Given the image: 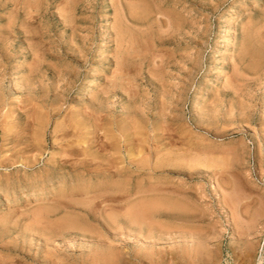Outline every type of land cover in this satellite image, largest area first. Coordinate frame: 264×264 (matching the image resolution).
<instances>
[{
    "label": "rangeland",
    "instance_id": "obj_1",
    "mask_svg": "<svg viewBox=\"0 0 264 264\" xmlns=\"http://www.w3.org/2000/svg\"><path fill=\"white\" fill-rule=\"evenodd\" d=\"M82 147L86 177L45 176ZM0 162V264H72L87 206L145 249L193 232L206 264H264V0H0Z\"/></svg>",
    "mask_w": 264,
    "mask_h": 264
},
{
    "label": "bare ground",
    "instance_id": "obj_2",
    "mask_svg": "<svg viewBox=\"0 0 264 264\" xmlns=\"http://www.w3.org/2000/svg\"><path fill=\"white\" fill-rule=\"evenodd\" d=\"M134 1V0H133ZM132 2V1H131ZM142 3V2H141ZM129 7H131V6H129ZM139 7V6H138ZM143 8V7H142ZM147 9V8H146ZM152 10V9H151ZM143 11V10H142ZM141 11V12H142ZM146 11V10H145ZM132 12V11H131ZM150 12V11H149ZM133 13V12H132ZM129 14V13H128ZM262 33V32H261ZM123 40V39H122ZM125 40V39H124ZM128 40V39H127ZM127 42V41H126ZM142 43V42H141ZM122 45V44H121ZM129 45V44H128ZM226 45V44H225ZM226 46H228V44L226 45ZM230 46V45H229ZM130 48V47H129ZM128 48V49H129ZM123 49V48H122ZM144 53V52H143ZM120 59V58H119ZM255 60V59H254ZM126 72V71H125ZM255 77V76H254ZM122 78V77H121ZM247 78V77H246ZM13 84V83H12ZM92 84V83H91ZM90 84V86L88 87V88H91V87H93V84L91 85ZM128 89V88H127ZM131 90V89H130ZM84 92V91H83ZM82 95H83V93H81ZM136 94H137V92H136ZM133 95V94H132ZM134 99V98H133ZM195 105V104H194ZM33 107V106H32ZM195 107V106H194ZM197 107V106H196ZM195 107V108H196ZM19 108V107H18ZM39 110V109H38ZM195 111V110H194ZM197 112V111H196ZM34 115V114H33ZM13 116V115H12ZM31 118V117H30ZM80 121V120H79ZM38 122V121H37ZM39 122H40V120H39ZM46 122H47V120H46ZM38 124V123H37ZM40 125H42V124H40ZM68 126V125H67ZM36 128V127H35ZM39 128V127H38ZM75 128V127H74ZM62 129V128H61ZM19 133V132H18ZM56 133V132H55ZM91 133V132H90ZM17 134V133H16ZM64 134V133H63ZM62 134V135H63ZM84 135V134H83ZM116 135V134H115ZM55 136V135H54ZM58 137V136H57ZM71 137V136H70ZM98 137V136H97ZM20 138H22V137H20ZM61 138V137H60ZM88 138V137H87ZM66 139V138H65ZM84 139V138H83ZM95 139H96V137H95ZM109 139H111V138H109ZM122 139V138H121ZM120 139V140H121ZM142 139V138H141ZM148 139V138H147ZM97 140V139H96ZM95 140V141H96ZM145 140H146V138H145ZM144 140V141H145ZM14 141V140H13ZM83 141H85V140H83ZM88 141V140H87ZM109 141V140H108ZM110 141H112V140H110ZM143 141V142H144ZM151 141V140H150ZM37 142V141H36ZM43 142V141H42ZM99 142V141H98ZM101 142V141H100ZM118 142V141H117ZM146 142V141H145ZM18 143V142H17ZM76 143V142H75ZM116 143V142H115ZM120 143V142H119ZM136 143V142H135ZM138 143V142H137ZM41 144V143H40ZM88 144V143H87ZM114 144V143H113ZM121 144V143H120ZM123 144V143H122ZM146 144V143H145ZM44 145V144H43ZM73 145V144H72ZM104 145H106V143L104 144ZM108 145V144H107ZM124 145V144H123ZM150 145V144H149ZM84 146V145H83ZM86 146V145H85ZM90 146V145H89ZM94 146V145H93ZM109 146V145H108ZM112 146V145H111ZM110 146V147H111ZM116 146H119V145H116ZM120 146H122V145H120ZM41 147V146H40ZM55 147V146H54ZM69 147V146H68ZM80 147V146H79ZM87 147V146H86ZM100 147V146H99ZM127 147H128V145H127ZM136 147V146H135ZM135 147H133V148H130L129 149V156H130V166H132V167H134V166H136V167H138L137 165H136V163H137V159L135 158V157H133V154H134V152H136V148ZM137 147H139V145L137 146ZM61 148V147H60ZM114 148V147H113ZM118 148V147H117ZM121 148V147H120ZM82 149H84L83 147H82ZM81 149V150H82ZM85 149H87V148H85ZM84 149V151H82V152H80L79 151V149H76V152L74 151V149L72 148V149H64L63 150V152H61L60 153V158L59 159H57L56 160V163H55V166H57V168H55V167H51V166H49L48 167V170H49V174H47V173H45V174H47V175H45L47 178H49V179H54V178H56V179H60V178H63V175L64 174H62L63 172V170H66V172H68L67 174H69L70 172L72 173V171H75V170H77L78 169V171H79V169H81L82 171H83V174H81L80 176H78V177H80L81 179L82 178H84V177H86L87 175H85L86 173L88 174V172L90 171V170H87V164H91L92 163V160L91 161H88L87 162V160L85 159L88 155H87V152H89V151H87V150H85ZM91 149V148H90ZM115 149H116V147H115ZM141 149V148H140ZM43 150V149H42ZM79 152H78V151ZM107 150V149H106ZM139 149L137 148V152H139L138 151ZM37 151V150H36ZM40 151H41V149H40ZM60 151H62V150H60ZM126 151V150H125ZM19 152V151H18ZM44 152V151H43ZM91 152V151H90ZM93 152V151H92ZM136 152V154H139V153H137ZM20 154V153H19ZM114 154H115V152H114ZM7 155V154H6ZM27 155V154H26ZM80 155H83L84 156V159H82V160H79V161H77V162H71V160H69L68 158L70 157V156H72V157H77V156H80ZM111 155V154H110ZM103 156H106V155H103ZM193 156V155H192ZM89 157V156H88ZM118 157V156H117ZM138 157V156H137ZM26 158V157H25ZM78 158V157H77ZM81 158V157H80ZM100 158V157H99ZM28 159V158H27ZM91 159V158H90ZM109 159H111V158H109ZM108 159V160H109ZM169 159V158H168ZM102 160H104V159H102ZM224 160V159H223ZM55 161V160H54ZM140 161V160H139ZM157 161H159V160H157ZM110 162V161H109ZM116 162H118V160L116 161ZM121 162H122V160H121ZM125 162V161H124ZM1 163V162H0ZM54 162H52V164H53ZM96 163V162H95ZM111 163V162H110ZM115 163V162H114ZM33 164V163H32ZM51 164V163H50ZM100 164V163H99ZM103 164V163H102ZM120 164V163H119ZM139 164V163H138ZM157 164V163H156ZM104 165H106L107 166V164H104ZM117 165V164H116ZM183 165V164H182ZM103 166V165H102ZM106 166L104 167L103 166V171L104 170H109L108 168H106ZM108 166H109V164H108ZM111 166V165H110ZM121 166V165H120ZM170 166V164H169V160H167V159H165V160H161V162L159 163V167H160V169L161 170H164V171H167V168ZM198 166V165H197ZM47 167V166H46ZM90 167H92V166H90ZM97 168L98 166H96V164L94 165V168ZM100 167H101V165H100ZM116 167V166H115ZM114 167V168H115ZM142 167V166H141ZM90 169V168H89ZM99 169V168H98ZM101 169H102V167H101ZM132 169V168H131ZM139 170V169H138ZM158 170V169H157ZM169 170V169H168ZM58 171H60V172H58ZM95 171V170H94ZM102 171V170H101ZM47 172V171H46ZM91 172V171H90ZM97 172H99V171H97ZM126 172V171H125ZM115 173V172H114ZM8 174V173H7ZM43 173H41V175H42ZM95 174H97V173H95ZM109 173H107V172H103L102 173V175L103 176H106V175H108ZM164 174V173H163ZM40 175V176H41ZM74 175V174H73ZM91 175V174H90ZM94 175V174H93ZM123 175V174H122ZM30 176V175H29ZM99 176V175H98ZM103 176H102V178H103ZM109 176V175H108ZM107 176V177H108ZM39 177V176H38ZM45 177V178H46ZM70 177H71V175H70ZM131 177V176H130ZM37 178V177H36ZM132 178V177H131ZM48 179V180H49ZM1 180V179H0ZM44 180V179H43ZM27 182V181H26ZM33 182V181H32ZM49 182V181H48ZM10 183V182H9ZM13 186H14V184H13ZM23 186V185H22ZM1 187V186H0ZM15 188V187H14ZM74 189V188H73ZM34 191V190H33ZM80 195V194H79ZM82 195H84V194H82ZM102 195V194H101ZM104 195V194H103ZM106 195V194H105ZM2 196V193L0 192V200H1V197ZM85 196V195H84ZM88 196V195H87ZM120 196V195H119ZM70 197V196H69ZM79 197H81V196H79ZM91 197V196H90ZM94 197H96V196H94ZM102 197H104V196H102ZM123 197V196H122ZM127 197V196H126ZM72 198V197H71ZM88 198V197H87ZM94 199H97V198H94ZM93 198H92V200H94ZM104 199V198H103ZM73 200H75V198L73 199ZM82 200V199H81ZM84 200H85V198H84ZM87 200V199H86ZM115 200H116V198H115ZM120 200V199H119ZM126 200V199H125ZM2 201V200H1ZM68 201V200H67ZM118 201V200H117ZM69 202V201H68ZM76 202V201H75ZM83 202V201H82ZM81 202V203H82ZM85 202V201H84ZM87 202V201H86ZM110 202V201H109ZM229 202V201H228ZM98 203V202H97ZM117 203V202H116ZM62 204V203H61ZM88 205H89V202L87 203ZM139 204V203H138ZM137 204V205H138ZM153 204V203H152ZM236 204V203H235ZM64 204H62L61 206H63ZM71 205H73V204H71ZM85 205V204H84ZM93 205V204H92ZM145 205V204H144ZM246 205V204H245ZM54 206V205H53ZM65 206H66V204H65ZM78 206V205H77ZM151 206V205H150ZM88 207V206H87ZM87 207H86V210H79V211H81L82 213H83V217L84 218H81L80 216L78 217V219L80 220H82V219H84V221L83 222H90V221H95L96 223H90V226L91 227H93V226H96L95 224H97V228H94V230H90V227H88L89 229H87V227H85L86 225H89V224H86L85 226H83V223H82V225H79V223L76 221V219L75 220H73V219H70V220H67L66 222H64L62 225H61V231L62 232H72V233H74L75 235H74V237L75 236H77L78 237V239H82V245L81 244H79L78 242V245H81V247H80V249L79 250H75L74 248H73V250H71V256H67V258H69V260H70V258H74V262H72V261H69V262H71L72 264H206L205 263V260H207V258H210L211 256H210V254L208 253V251H207V249L205 250L203 247H204V245H203V242L201 241V238H199V237H194V233L192 232V233H189V232H191V230L189 231H187L189 234H191V235H189V237L187 238V237H184L183 235H182V237H184V238H186V240H185V242H183V244H181L180 243V241H179V243L177 242L179 239L177 238V240H176V242L174 243V244H172V242H173V240L171 241V244L169 243V245H168V247H164V248H162L163 247V245L161 244V246H156V247H160V248H154L153 250H149V247L150 246H152V244H154L155 242H156V240H155V242H153V237L154 236H152V241H150V242H153V243H150V244H147V243H149V241L146 243L145 242V244H147V245H149V247H147V245H145L147 248L145 249V247L143 246V244H138L139 242H140V240L138 241V243H137V239H139V238H135V236H136V233L138 232V230H137V227H138V221H137V217L136 216H134L135 214L134 213H132V214H128V215H125V216H121V215H117V216H113V219H109L108 217H106V218H104L103 217V215H102V213H101V209L99 210V211H94V209L93 210H91V209H89V210H87ZM112 207V206H111ZM145 207V206H144ZM47 208V207H46ZM108 208V207H107ZM110 208V207H109ZM114 208H116V210H117V208L118 207H114ZM122 208H123V206H122ZM122 208H120V209H122ZM131 208H133V207H131ZM141 208V207H140ZM148 208V207H147ZM230 208V207H229ZM36 209V208H35ZM62 209V208H61ZM63 209H64V207H63ZM74 209V208H73ZM96 209V208H95ZM104 209V208H103ZM144 209V208H143ZM152 209V208H151ZM47 210V209H46ZM106 210V209H105ZM114 210V209H113ZM116 210H114L115 212H116ZM149 210H150V208H149ZM183 210V209H182ZM186 210V209H185ZM190 210V209H189ZM44 211V210H43ZM107 211V210H106ZM133 211V210H132ZM145 211H148V210H145ZM246 211V210H245ZM46 213H47V211H45ZM128 212V211H127ZM136 212V211H135ZM152 212V211H151ZM156 212V211H155ZM175 212V211H174ZM69 213V212H68ZM123 213V212H122ZM149 213V212H148ZM178 213H179V211H178ZM32 214V213H31ZM38 214H40L39 216L41 217V215H42V213L40 212V213H38ZM172 214H174V213H172ZM177 214V213H176ZM180 214V213H179ZM181 214H183V213H181ZM188 214V213H187ZM56 215V214H55ZM142 215V214H141ZM171 215V214H170ZM48 216H49V214H48ZM48 216H46V217H48ZM149 216V215H148ZM185 216V215H184ZM44 218H46L45 216H43ZM43 217H42V219H43ZM115 217V218H114ZM145 217V216H144ZM174 217V216H173ZM172 217V218H173ZM187 217V216H186ZM194 217V216H193ZM42 219H39V220H42ZM140 219V218H139ZM138 219V220H139ZM142 219V218H141ZM188 219V218H187ZM44 220V219H43ZM190 220V219H189ZM35 221H37V220H35ZM45 221V220H44ZM59 221V220H58ZM143 221V220H142ZM146 221V220H145ZM148 221V220H147ZM38 222V221H37ZM41 222V221H40ZM50 222V221H49ZM55 222V221H54ZM152 222V221H151ZM32 223V222H31ZM35 223V222H34ZM48 223V222H47ZM56 223H57V221H56ZM38 224V223H37ZM45 224V223H44ZM93 224V225H92ZM145 224V223H144ZM39 225V224H38ZM55 225V224H54ZM57 225V224H56ZM140 225V224H139ZM141 227H142V225H140ZM139 226V227H140ZM144 226V225H143ZM237 226V225H236ZM46 227H48V226H46ZM57 227V226H56ZM99 227V228H98ZM144 228V227H143ZM142 228V230H144ZM139 229V228H138ZM34 231V230H33ZM139 231H141V229L139 230ZM146 231V230H145ZM152 232V231H151ZM156 232V231H155ZM70 234L71 236H73V234ZM140 234L141 233H143V231L142 232H139ZM147 233H148V231H147ZM146 232H144V238H145V235L147 234ZM156 233H158V231L156 232ZM32 234V233H31ZM53 234V233H52ZM61 234H63V233H61ZM66 234V233H65ZM122 234H124L123 236H126L127 237V235H128V237H129V239H131V240H129V239H127V240H129V242L131 241L132 243L130 244V243H128L127 242V240L122 236ZM127 234V235H126ZM138 234V233H137ZM139 234V235H140ZM151 234V233H150ZM149 234V235H150ZM154 234V233H153ZM164 234V233H163ZM193 234V235H192ZM148 235V234H147ZM155 235V234H154ZM161 236H162V234H160ZM165 235V234H164ZM163 235V236H164ZM120 236H122L125 240H117L118 239V237H120ZM141 236V235H140ZM143 236V235H142ZM160 236V237H161ZM196 236V235H195ZM198 236H200V235H198ZM132 237V238H131ZM139 237V236H138ZM146 237H148V239L151 237V235L150 236H146ZM42 238V237H41ZM73 238V237H72ZM122 238V239H123ZM197 238H199V239H197ZM240 238L242 239V237L240 236ZM45 241H46V239H45V237L43 238ZM55 239V238H54ZM74 239V238H73ZM72 239V240H73ZM147 239V238H146ZM51 240V239H50ZM62 240V239H61ZM76 240V239H75ZM161 240V239H160ZM167 240V239H166ZM174 240V241H175ZM184 240V239H183ZM243 240V239H242ZM42 241V240H41ZM94 243H93V242ZM147 241V240H146ZM165 241V240H164ZM168 241H170V240H168ZM62 242V241H61ZM70 242V241H69ZM122 243L124 246L122 247H117L116 248V246L113 248V247H109L108 246V243H111V244H118V243ZM207 242V241H206ZM248 242V241H247ZM143 243V242H142ZM157 243V242H156ZM163 243V242H162ZM210 243V242H209ZM46 244V243H45ZM70 244V243H69ZM166 244V243H165ZM181 244V245H180ZM212 244H213V242H212ZM47 245V244H46ZM72 245V244H71ZM121 245V244H120ZM139 245H141V248H140V246ZM206 245H207V243H206ZM205 245V246H206ZM237 245V244H236ZM65 246V245H64ZM144 247V249L145 250H149V251H146V253L147 252H150V255H153L154 256V258H147V257H149L150 255L147 253V257H145L144 256V254L143 253H141V254H139V250H140V252H141V249ZM155 245H153V247H154ZM214 246V245H213ZM48 247V246H47ZM152 247V248H153ZM207 247V246H206ZM209 247V246H208ZM67 248V247H66ZM71 248H72V246H71ZM77 248H79L78 246H76V249ZM82 248V249H81ZM125 248H126V251H125ZM151 248V249H152ZM65 249V248H64ZM67 250V249H66ZM193 250V251H192ZM216 250V249H215ZM242 250V249H241ZM47 251V250H46ZM70 251V250H69ZM143 251V250H142ZM50 252V251H49ZM194 252V253H193ZM239 252V251H238ZM69 253V252H68ZM67 253V254H68ZM79 253V254H78ZM245 253V252H244ZM60 254V253H59ZM78 254V255H77ZM143 254V255H142ZM34 255V254H33ZM66 255V254H65ZM75 255H77V256H75ZM141 255V256H140ZM146 255V254H145ZM149 255V256H148ZM206 255H209V257H207ZM75 256V257H74ZM188 256L189 257H191L190 259H191V262H188ZM66 258V257H65ZM216 258V257H215ZM64 259V258H63ZM50 260V259H49ZM216 260V259H215ZM214 261V260H213ZM8 262V261H7ZM47 262V261H46ZM61 262V261H60ZM68 262V261H67ZM68 262V263H69ZM248 262V261H247ZM246 262V263H247ZM63 263V262H62ZM48 264V263H47ZM63 264H67V263H63ZM261 264V263H260Z\"/></svg>",
    "mask_w": 264,
    "mask_h": 264
}]
</instances>
